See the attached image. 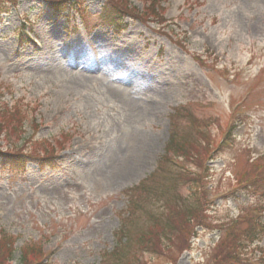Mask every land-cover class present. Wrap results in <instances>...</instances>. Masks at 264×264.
<instances>
[{
    "label": "rangeland",
    "instance_id": "374dc122",
    "mask_svg": "<svg viewBox=\"0 0 264 264\" xmlns=\"http://www.w3.org/2000/svg\"><path fill=\"white\" fill-rule=\"evenodd\" d=\"M49 1L7 3L0 22V108L25 115L23 126L0 116V150L33 157L0 164V242L15 239L0 264L41 245L44 264L228 263L233 241L218 246L215 225L264 221L257 194H231L241 181L264 187V0H162L167 21L144 10L117 32L102 24L104 0H78L84 24L53 17ZM171 128L186 156L155 170ZM153 171L160 192H140L123 218L133 195L122 191ZM167 203L178 211L162 228ZM199 213L206 224L186 239ZM120 219L129 246L113 236ZM261 236L246 252L254 264H264Z\"/></svg>",
    "mask_w": 264,
    "mask_h": 264
},
{
    "label": "trees",
    "instance_id": "16d2710c",
    "mask_svg": "<svg viewBox=\"0 0 264 264\" xmlns=\"http://www.w3.org/2000/svg\"><path fill=\"white\" fill-rule=\"evenodd\" d=\"M70 0H50V2H48V9L50 11H52V13H56L57 15H61L60 13H62L61 10H63V4L65 2H69ZM146 1V7H144V9H147V10H150L152 9V7L154 6V3H155V0H145ZM76 3H72V5L70 6H67L66 10H74L76 11L77 13H81V7L80 6H76L75 5ZM106 4H107V0H106ZM108 10H106V8H103V12H107ZM118 11H120V9H118ZM122 12H127L128 9H127V4H125V7L123 9H121ZM64 14V13H62ZM15 157V156H14ZM139 188H144L145 189V186H144V182H141L139 186H137ZM257 226L259 228L262 227L261 223H257ZM257 226L256 224H253L252 226H250L248 229H246L244 235H245V238H248L249 240L250 239H258L257 237V234H258V230H257ZM31 253L32 256L36 257V255L38 254V251L37 250H27L24 252L23 254V257H22V264H28V261H26V257ZM218 264H222V263H219Z\"/></svg>",
    "mask_w": 264,
    "mask_h": 264
}]
</instances>
